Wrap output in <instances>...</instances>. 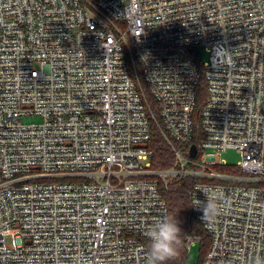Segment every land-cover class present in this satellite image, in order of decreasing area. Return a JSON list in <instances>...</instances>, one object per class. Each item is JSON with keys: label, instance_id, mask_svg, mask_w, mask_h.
<instances>
[{"label": "built area", "instance_id": "2783aa9c", "mask_svg": "<svg viewBox=\"0 0 264 264\" xmlns=\"http://www.w3.org/2000/svg\"><path fill=\"white\" fill-rule=\"evenodd\" d=\"M181 179L196 180L201 264L264 258V0H0V264H148ZM200 189L220 197L210 224Z\"/></svg>", "mask_w": 264, "mask_h": 264}, {"label": "trees", "instance_id": "16d2710c", "mask_svg": "<svg viewBox=\"0 0 264 264\" xmlns=\"http://www.w3.org/2000/svg\"><path fill=\"white\" fill-rule=\"evenodd\" d=\"M196 108L193 116L194 121V144L202 139L203 133L200 126V111L206 98L205 84L201 79L195 89ZM152 150L151 164L155 169H167L173 164L172 150L167 145L157 128L153 127L149 140ZM196 180L181 179L172 185V188L163 193V198L168 208V215L176 217L181 228L180 243L178 245V256L167 264H191L188 259L187 238L198 236L201 240V253L198 264H201L209 246L207 235L192 213L190 198L186 193L187 188ZM149 247V244L147 245Z\"/></svg>", "mask_w": 264, "mask_h": 264}, {"label": "clouds", "instance_id": "9594fccd", "mask_svg": "<svg viewBox=\"0 0 264 264\" xmlns=\"http://www.w3.org/2000/svg\"><path fill=\"white\" fill-rule=\"evenodd\" d=\"M206 196L204 201L196 200L193 207L202 211L201 219L210 224L221 212L218 201L220 197L208 189H200ZM181 228L177 216H167L156 221L148 230L149 247L147 249L148 264H167L178 256ZM254 264H264V258L257 256Z\"/></svg>", "mask_w": 264, "mask_h": 264}, {"label": "rangeland", "instance_id": "374dc122", "mask_svg": "<svg viewBox=\"0 0 264 264\" xmlns=\"http://www.w3.org/2000/svg\"><path fill=\"white\" fill-rule=\"evenodd\" d=\"M199 59L204 63L208 61L209 55L204 51L202 47L197 48ZM40 122V118L38 117H23L22 123L23 124H37ZM221 160L225 161L228 166L235 167L239 160L240 155L235 149H226L224 152L221 153L220 157ZM6 242H9V238H6ZM201 253V246L199 242H194L188 248V259L191 264H198L199 257Z\"/></svg>", "mask_w": 264, "mask_h": 264}, {"label": "water", "instance_id": "95a60500", "mask_svg": "<svg viewBox=\"0 0 264 264\" xmlns=\"http://www.w3.org/2000/svg\"><path fill=\"white\" fill-rule=\"evenodd\" d=\"M196 154H197V149H196V146L193 145L190 147V154L189 155L191 158H194L196 156Z\"/></svg>", "mask_w": 264, "mask_h": 264}]
</instances>
